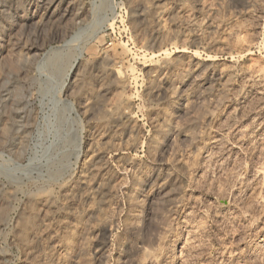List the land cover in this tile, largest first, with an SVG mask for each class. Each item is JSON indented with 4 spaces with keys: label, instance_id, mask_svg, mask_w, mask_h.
I'll list each match as a JSON object with an SVG mask.
<instances>
[{
    "label": "rangeland",
    "instance_id": "374dc122",
    "mask_svg": "<svg viewBox=\"0 0 264 264\" xmlns=\"http://www.w3.org/2000/svg\"><path fill=\"white\" fill-rule=\"evenodd\" d=\"M0 264H264V0H0Z\"/></svg>",
    "mask_w": 264,
    "mask_h": 264
},
{
    "label": "bare ground",
    "instance_id": "6f19581e",
    "mask_svg": "<svg viewBox=\"0 0 264 264\" xmlns=\"http://www.w3.org/2000/svg\"><path fill=\"white\" fill-rule=\"evenodd\" d=\"M117 7V5H113L112 6V16H110V17H106L105 18V25H103V27H101V31H104V30H106V25H112V19L113 18H116V15H115V11H114V9ZM101 31H99V32H101ZM80 39V35L79 34H76L75 36H73L72 37V40L70 41V43L72 42V43H74L73 41H77V40H79ZM83 39V38H82ZM75 46V45H74ZM79 46V45H78ZM79 48V47H78ZM83 48V47H82ZM77 49V48H76ZM80 50V49H79ZM78 50V51H79ZM81 51V50H80ZM82 53V51L79 53V54H81ZM78 58V57H77ZM77 58H75L74 59V61H73V64H72V67L71 68H73V66H74V64H75V62H76V59ZM71 71V70H70ZM69 76V73L67 74V77ZM263 79V78H262ZM262 84V83H261ZM60 100V99H59ZM69 102V101H68ZM69 108H71V110H73V105L71 104L70 106H69ZM77 151H78V156H80V154L82 153V140H80V142H79V146H78V149H77ZM2 155V154H1ZM13 160V159H12ZM146 199H145V197H142L141 199H139V201H138V206H137V209H135V213H134V216H141L142 214H143V206H145V204H146V201H145Z\"/></svg>",
    "mask_w": 264,
    "mask_h": 264
},
{
    "label": "water",
    "instance_id": "95a60500",
    "mask_svg": "<svg viewBox=\"0 0 264 264\" xmlns=\"http://www.w3.org/2000/svg\"><path fill=\"white\" fill-rule=\"evenodd\" d=\"M82 55V54H81Z\"/></svg>",
    "mask_w": 264,
    "mask_h": 264
}]
</instances>
